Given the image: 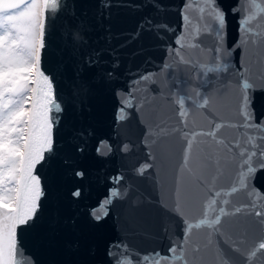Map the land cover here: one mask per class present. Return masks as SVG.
I'll list each match as a JSON object with an SVG mask.
<instances>
[{"label":"water","instance_id":"1","mask_svg":"<svg viewBox=\"0 0 264 264\" xmlns=\"http://www.w3.org/2000/svg\"><path fill=\"white\" fill-rule=\"evenodd\" d=\"M186 3L191 5L188 22L182 20ZM217 3L227 13L222 61L229 69L221 72L206 71L216 66V53L214 34L204 31L201 20L207 14L200 12L202 0H63L49 19L42 68L54 79L62 111L53 114V152L36 170L44 190L37 220L18 230L25 264H113L108 253L116 243L141 254L167 253L184 236V218L171 211L177 200L196 222L203 218L213 183L215 190L231 187L236 164L212 137L198 135L183 164L184 132H208L221 123L225 126L216 140L231 145L240 139L241 146L249 135L264 136L255 129L242 135L243 128L228 126L242 123L237 84L243 81L237 73H244L254 88H264V46L239 43L240 17L232 12L238 0ZM239 3L242 15L255 11L249 0ZM251 27L264 31V14H256ZM181 35L182 45L176 44ZM130 94L133 106L127 107ZM250 94L259 121L264 91ZM146 164L151 167L140 174ZM118 176L122 179L114 181ZM254 183L264 194V170ZM113 188L126 194L113 199L108 215L95 221L91 213ZM228 199L229 211L251 208L245 191ZM255 211L261 208L222 218L219 234L193 229L184 245L188 264H220L218 251L229 264H264V250L258 247L264 226Z\"/></svg>","mask_w":264,"mask_h":264},{"label":"snow or ice","instance_id":"2","mask_svg":"<svg viewBox=\"0 0 264 264\" xmlns=\"http://www.w3.org/2000/svg\"><path fill=\"white\" fill-rule=\"evenodd\" d=\"M249 2L254 12L242 15L244 9L239 0L237 6L232 9L233 14L240 17L238 24L242 35L239 43L245 47L249 44L264 46V31L256 33L251 27L256 14H264V4L259 3L258 0H249ZM202 3L200 12L207 13L206 16L201 17L204 22V31L214 34L216 53V66L208 67L206 71H227L229 65L222 61V56L227 51L224 48L227 13L217 0H202ZM62 6L63 0H0V264H25L24 250L19 246L18 230L35 224L41 207V198L44 196L41 177L36 174V170L38 165L46 161V154L53 152L56 126V118L53 114L60 113L62 108L57 100L54 79L42 68V54L46 47L48 21L59 12ZM190 7L189 3L181 6L185 13L182 16L184 22L189 21L186 13ZM144 23L152 26L151 20L146 19ZM155 27L166 28L167 25ZM199 34L200 30L197 29V35ZM183 40L184 36L181 35L175 43L182 45ZM174 51L176 55L180 54V49ZM90 63L95 62L90 61ZM237 76L243 81L237 84L240 92L238 112L242 123L228 126L243 128L245 132L242 135H247L249 129L264 133V118L259 121L255 119L252 108L254 96L250 94L257 90L264 91V88H254L244 73H237ZM141 79L147 81L150 77L142 76ZM208 103L209 101L205 99L204 105ZM180 104V116L183 117L186 115L183 110V100ZM125 105L133 106L131 94L125 100ZM120 111L123 113L125 109L122 108ZM224 126L216 123L212 131L184 132L187 147L183 164H188L198 135L212 137L217 144L225 145L236 164L237 171L232 178L231 187L227 190L224 188L215 190L216 186L213 183L209 189L212 195L203 205V218L196 222H192L182 202L177 200L171 211L184 218V236L179 244L172 242L167 253L154 251L141 254L124 243H116L111 246L108 253L113 258V264H176L177 261L188 264L185 259L184 245L188 243L193 229H209L210 236L219 234L218 226L221 225L222 218L248 213L257 206L261 208V211H255L254 215L260 218L264 226V194L255 187L254 183L256 174L264 170V143H257V141H264V136L249 135L244 146H241L240 139L229 145L222 139L216 140L218 131ZM233 148L238 151L234 152ZM149 167L151 165H143L138 171L143 174ZM77 175H83V173H77ZM113 179L119 182L122 177ZM239 191L247 192L251 200V208L248 205H242L229 211L231 201L228 197ZM124 194L113 188L110 197L106 198L98 209L93 210L92 218L95 221L104 219L108 215V208L113 199L122 198ZM74 195L79 196L80 192L76 191ZM209 242L211 243V240ZM258 247L264 250V242L259 243ZM112 248L116 251L111 250ZM218 256L221 257L220 264H229L227 260L222 259V252L218 251Z\"/></svg>","mask_w":264,"mask_h":264}]
</instances>
